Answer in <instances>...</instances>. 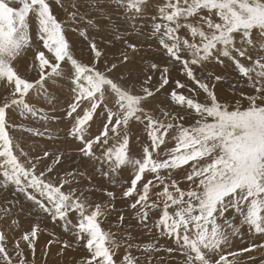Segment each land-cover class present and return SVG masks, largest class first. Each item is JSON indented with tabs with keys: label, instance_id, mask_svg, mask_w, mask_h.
Segmentation results:
<instances>
[{
	"label": "snow or ice",
	"instance_id": "obj_1",
	"mask_svg": "<svg viewBox=\"0 0 264 264\" xmlns=\"http://www.w3.org/2000/svg\"><path fill=\"white\" fill-rule=\"evenodd\" d=\"M134 250L264 264V0H0V264Z\"/></svg>",
	"mask_w": 264,
	"mask_h": 264
},
{
	"label": "rangeland",
	"instance_id": "obj_2",
	"mask_svg": "<svg viewBox=\"0 0 264 264\" xmlns=\"http://www.w3.org/2000/svg\"><path fill=\"white\" fill-rule=\"evenodd\" d=\"M54 13L58 16V18L62 17L61 11L58 8H56L55 6H54ZM70 39L75 41L76 45H77V48H79V38L75 34H71L70 35ZM28 57H29V59L31 58V53L30 52L28 54ZM29 126L40 127L41 125H40L39 121H36L34 124H31ZM53 127L62 130V129L65 128V124L54 125ZM13 135L18 137V138H20V139H22L26 148H30L33 144H41V145H43L45 143V141H43V140H41L39 138H31L30 139L27 134H21L19 132H14ZM61 139H63V133L62 132H61ZM50 146L54 148V147H57L58 145L50 143ZM21 226L25 227V228L28 227L29 226V221L26 218H22ZM105 228H107V225H105ZM147 239H149V237L147 235H145V241ZM138 242H140V241H138ZM238 243H239V241H238ZM133 254L137 255V256H141V264H145V260L143 259V254L142 253L136 252L134 250ZM253 255H257L258 256L259 253H253Z\"/></svg>",
	"mask_w": 264,
	"mask_h": 264
}]
</instances>
